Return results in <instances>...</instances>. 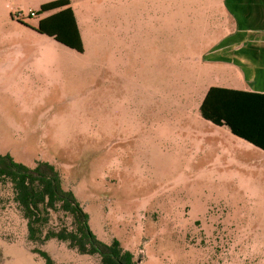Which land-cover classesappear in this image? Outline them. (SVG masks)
<instances>
[{"label":"rangeland","instance_id":"obj_1","mask_svg":"<svg viewBox=\"0 0 264 264\" xmlns=\"http://www.w3.org/2000/svg\"><path fill=\"white\" fill-rule=\"evenodd\" d=\"M46 1L0 0V155L55 166L95 239L136 264H264V151L198 115L205 89L227 83L192 57L207 52L193 9L72 0L78 53L25 28ZM11 197L0 189V264H44L32 248L99 264L55 239L29 244ZM71 221L53 215L41 237Z\"/></svg>","mask_w":264,"mask_h":264},{"label":"trees","instance_id":"obj_2","mask_svg":"<svg viewBox=\"0 0 264 264\" xmlns=\"http://www.w3.org/2000/svg\"><path fill=\"white\" fill-rule=\"evenodd\" d=\"M40 10L54 13L39 20L33 30L81 53L82 42L69 1H53L41 5ZM199 113L204 120L228 128L232 135L264 151L263 94L210 88ZM5 186L10 188L12 202L25 221L29 244L55 239L80 255H97L99 264H136L118 241L105 245L95 239L89 230L85 212L73 194L63 188L62 177L52 164L37 162L28 167L15 162L10 155H0V189ZM62 213L70 216V227L48 230L41 237L42 228L51 217ZM31 251L38 253L44 264H52L45 252L35 248Z\"/></svg>","mask_w":264,"mask_h":264},{"label":"crops","instance_id":"obj_3","mask_svg":"<svg viewBox=\"0 0 264 264\" xmlns=\"http://www.w3.org/2000/svg\"><path fill=\"white\" fill-rule=\"evenodd\" d=\"M53 1L57 0H47L43 5ZM68 1L82 42L78 19L72 6L73 1ZM161 1L165 2L166 0ZM171 1L177 10L180 7L193 9L191 17L194 19L195 30L192 33L197 41L194 49L197 51L205 48L207 52L206 54L197 52L192 57L195 60L201 57L206 60L207 72L211 80L227 83V86H208L203 93L200 105L210 88L264 95V0ZM48 13L50 14H47L42 19L54 12ZM26 27L35 34L59 44L52 38L37 33L33 28ZM204 27L206 29L202 30ZM63 47L67 48L65 46ZM199 108L198 115L200 116ZM200 118L204 120L201 116ZM206 122L210 123L209 121ZM210 124L215 126L212 123ZM215 127L228 130V128L223 126ZM228 132L230 131L228 130Z\"/></svg>","mask_w":264,"mask_h":264},{"label":"built area","instance_id":"obj_4","mask_svg":"<svg viewBox=\"0 0 264 264\" xmlns=\"http://www.w3.org/2000/svg\"><path fill=\"white\" fill-rule=\"evenodd\" d=\"M31 15H33V13H31ZM20 19L21 18V13L19 12L18 14H17V19Z\"/></svg>","mask_w":264,"mask_h":264}]
</instances>
